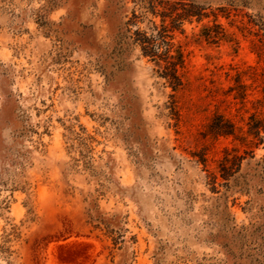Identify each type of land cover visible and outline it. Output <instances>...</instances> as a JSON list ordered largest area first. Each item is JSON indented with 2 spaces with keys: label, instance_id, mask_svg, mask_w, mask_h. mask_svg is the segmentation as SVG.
<instances>
[{
  "label": "rangeland",
  "instance_id": "1",
  "mask_svg": "<svg viewBox=\"0 0 264 264\" xmlns=\"http://www.w3.org/2000/svg\"><path fill=\"white\" fill-rule=\"evenodd\" d=\"M147 1L0 0V264H264V0H157L205 15L176 92Z\"/></svg>",
  "mask_w": 264,
  "mask_h": 264
},
{
  "label": "trees",
  "instance_id": "2",
  "mask_svg": "<svg viewBox=\"0 0 264 264\" xmlns=\"http://www.w3.org/2000/svg\"><path fill=\"white\" fill-rule=\"evenodd\" d=\"M147 11L152 15H160L161 23L152 25V33L147 35L145 32L135 31V37L133 43L140 47L141 55L148 58L157 66V71L161 77L165 79V83L171 88L173 92L178 91L183 86V73L185 57L181 47L173 42V31L178 27L177 23H182L184 19L196 16L198 20L204 17V13L199 8L192 4L184 3L182 11L178 12L169 3H161L157 0L147 1ZM166 18L170 19L169 24L166 23ZM207 38H214V35L207 33ZM237 96L241 99L245 98V85L238 84ZM258 102L264 104V86L262 88V99H258ZM247 137H249V143L254 146H258L264 140L261 133H264V117H258L252 114L247 123ZM209 133L213 136L219 135H232L235 137L236 127L234 123L225 118L223 115H216L213 122L209 125ZM246 140V139H243ZM228 153L223 157L220 163L221 176L224 179L232 174L225 173L224 165H227L229 159H227ZM241 159V157H237ZM216 177L213 176V180ZM215 182V181H213Z\"/></svg>",
  "mask_w": 264,
  "mask_h": 264
}]
</instances>
